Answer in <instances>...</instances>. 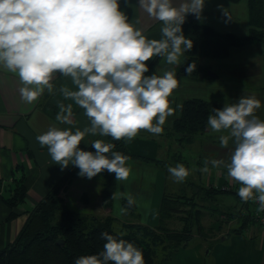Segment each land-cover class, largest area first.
Masks as SVG:
<instances>
[{
    "label": "clouds",
    "instance_id": "clouds-1",
    "mask_svg": "<svg viewBox=\"0 0 264 264\" xmlns=\"http://www.w3.org/2000/svg\"><path fill=\"white\" fill-rule=\"evenodd\" d=\"M204 5L205 0H139L143 12L162 22L161 39H149L136 26L139 21L129 22L119 0H0V69L18 77L21 99L32 104L45 90L52 93L59 73L76 88L61 87L63 98L84 109L90 121L74 131L53 125L36 137L55 164L62 169L72 164L88 179L104 170L117 181L128 179L131 157L114 151V143L95 139L94 153L79 145L86 135L131 141L141 131L162 134L175 112L169 98L179 81L175 70L146 76V62L160 57L179 66L193 47L182 25L188 14L200 20ZM193 70L190 64L185 71ZM58 108L55 120L73 125L72 104L59 103ZM260 108L255 96L243 95L212 109L207 118L211 131L221 133L220 146L228 148L230 141L235 146L229 161L213 159L211 165L227 168L228 177L241 185L239 197L255 201L257 213L264 212V119L255 114ZM200 171H209L207 162ZM168 172L178 183L190 175L182 163L169 166ZM101 236L107 241L103 250L81 256L75 264H144L142 251L133 243L106 232Z\"/></svg>",
    "mask_w": 264,
    "mask_h": 264
},
{
    "label": "crops",
    "instance_id": "crops-1",
    "mask_svg": "<svg viewBox=\"0 0 264 264\" xmlns=\"http://www.w3.org/2000/svg\"><path fill=\"white\" fill-rule=\"evenodd\" d=\"M174 2L178 3L179 0ZM119 3L129 22L136 24V21H139L136 26L142 28L149 39H161L162 22L143 12L139 8V0H119ZM196 21L218 32L239 37L247 36L252 27L247 0H205L202 18ZM200 64L208 69L205 77L176 76L179 84L169 98L175 112L167 118L164 127L169 128L178 115L180 107L177 105H180L183 99L191 97L218 102L224 106L226 102H237L243 95L255 96L261 101V108L257 109L255 114L264 119V40H253L241 47H232L223 58L202 57ZM177 69L178 66L168 65L162 58L156 66L159 75L167 70L177 72ZM52 83V93L45 90L38 100L27 104L20 97L21 84L18 77L0 69V250L16 239L37 202L72 166L69 164L67 168L62 169L60 165L55 164L47 147H41L36 137L53 125L61 129L72 128L73 131L75 128L82 130L90 125L85 110L74 101L65 100L60 92L61 87L76 90L71 79L58 73ZM189 90L197 91L198 95L193 96ZM59 103L72 104L73 125L59 124L55 120ZM220 134L212 132L207 125L205 132L201 136H195L191 143L182 144L175 138L167 139L166 148L163 150L160 141L163 137L147 131L140 132L131 141H125L127 149L135 156L157 160L164 159V154L166 158L171 153L180 151L182 145L197 144L187 160L188 164L194 162L197 168L190 171L188 177L191 179L187 181L178 183L168 172V168L163 169L152 161L131 158L128 162L131 166L130 175L127 180H116L110 207H106L102 199L105 180L100 176L88 179L77 175L62 195L67 201L66 198L72 195L69 194L72 188L80 185L78 196L75 197L78 211L100 217L109 215L122 223H141L156 227L160 223L159 209L162 197L168 193L166 188L170 189V194H180L186 189L189 194L184 193L185 195L202 202L199 205L205 211L202 217L204 235L194 234L190 243L173 252L166 264H264V226L250 220L243 225L242 230L235 231L245 217L242 213L244 202L238 195L241 185L228 177L226 167L215 168L210 163L213 159L229 161L235 147L230 141L228 148H222L219 143ZM99 137L86 135L79 147L85 150L91 141ZM206 162L209 171L204 173L200 169ZM21 177L26 188L25 198L10 207L6 200L12 195L16 180ZM168 177H171L169 181ZM227 187L231 191L226 189ZM209 188L225 191L212 192L211 196L207 197L205 193ZM228 193L237 198L236 203L227 202ZM206 198L217 204V210H212V206L204 200ZM123 199L133 201L135 214L127 212L122 203ZM239 210L240 215L236 214ZM169 226L179 229L181 222L176 218L169 221Z\"/></svg>",
    "mask_w": 264,
    "mask_h": 264
},
{
    "label": "trees",
    "instance_id": "trees-1",
    "mask_svg": "<svg viewBox=\"0 0 264 264\" xmlns=\"http://www.w3.org/2000/svg\"><path fill=\"white\" fill-rule=\"evenodd\" d=\"M238 2L239 0H228ZM249 22L252 26L247 36L239 37L231 33H221L212 27L199 24L193 14H188L182 25L183 34L193 41V47L184 53L183 61L178 66L176 76L201 78L207 75L208 69L200 64V58H223L228 55L230 48L241 47L253 40H264V0H247ZM160 57H154L147 64L151 75L156 72ZM194 66L191 74L186 73L189 65ZM159 75V74H157ZM178 115L173 119L169 128L166 127V137L175 138L182 144H189L195 136L205 132L207 118L212 109H222L218 102H210L203 98H185L180 104ZM106 142L116 145L114 151H119L131 158H140L164 165L165 161L138 157L126 147L125 140L116 141L111 137H99ZM85 151L95 152L91 143ZM79 169L72 165L63 177L50 186L49 191L29 213L27 221L16 239L0 250V264H75L81 256L95 255L103 250L107 242L101 233H108L117 239H124L133 243L143 253L144 264H166L173 252L190 243L194 234L204 235L205 227L202 224L205 212L193 197L184 193H165L162 197L159 217L160 223L156 227H149L141 223H122L112 216H96L71 209L62 195L78 175ZM97 176L105 180L102 188V199L105 206L110 207L114 198L115 174L107 170ZM205 193L210 197L212 192H224V189L215 191L207 189ZM231 191V190H229ZM26 188L23 177L16 180L12 195L6 200L10 207L22 202ZM192 199V200H191ZM194 199V200H193ZM122 203L128 213L135 214V205L129 204L128 199ZM214 211L215 208H212ZM241 210L236 214L240 215ZM241 226L236 232L244 228L250 221L251 215H244ZM178 219L181 222L179 229L169 226V221ZM251 218V219H250ZM118 226V228H116ZM123 233V235H119ZM61 240L62 243H57Z\"/></svg>",
    "mask_w": 264,
    "mask_h": 264
},
{
    "label": "rangeland",
    "instance_id": "rangeland-1",
    "mask_svg": "<svg viewBox=\"0 0 264 264\" xmlns=\"http://www.w3.org/2000/svg\"><path fill=\"white\" fill-rule=\"evenodd\" d=\"M190 91V94H192L193 96H196V95H198V93H197V91H193V90H189ZM191 92H193V93H191ZM163 132H162V134H159V135H157V136H161V137H163L162 139H160V141L162 142V144H161V146H162V150H163V148L165 149L166 148V143H167V137H166V133H167V129H166V127H164L163 126ZM142 132V131H141ZM199 136H201V134L199 135ZM169 140V139H168ZM175 144V143H174ZM196 145L197 144H192V145H190V146H185V145H182V149L180 150V151H178V152H174V153H171L170 154V156L169 157H167L166 156V158H165V154L163 155V157H164V159L162 158H160L161 160H163V161H165V163H164V165L162 166V165H159L160 163H158L157 165L159 166V167H163V169H166V168H168L169 166H175L176 164H178V163H182V164H184V166L186 167V168H188L189 169V171H194V169L195 168H197V165L194 163V162H190V164H188L187 162V160L189 159V157L191 156V154H190V152H194L193 150H195L196 149ZM176 146V145H175ZM234 149H232V151H233ZM173 152V151H172ZM159 156H161V154L159 155ZM170 178L171 177H168V181L170 180ZM188 179H191V177H187L186 179H185V181H187ZM170 183V182H169ZM171 184V183H170ZM81 186L80 185H76V186H74L73 188H72V190L69 192V194H72L71 196H68L66 199H67V201H66V203H67V205L71 208V209H75V210H77V207L75 206V197H77L78 195V190H79V188H80ZM170 189L167 187L166 188V192H168L169 194H170ZM181 193H185V194H189V193H187L186 192V189L184 190V191H182ZM200 194H202V192L200 193ZM188 197H190V196H188ZM226 199H227V202H234V203H236L237 202V198L233 195V194H226ZM192 200V199H191ZM194 200V199H193ZM210 206H212V208H215L216 209V206H217V204L215 203V202H213V201H210L209 199H204ZM198 204H200L201 205V201H199V199H197V200H195ZM218 205H220V204H218ZM217 210V209H216ZM116 228H118V226H116Z\"/></svg>",
    "mask_w": 264,
    "mask_h": 264
},
{
    "label": "built area",
    "instance_id": "built-area-1",
    "mask_svg": "<svg viewBox=\"0 0 264 264\" xmlns=\"http://www.w3.org/2000/svg\"><path fill=\"white\" fill-rule=\"evenodd\" d=\"M230 190V188H226ZM244 202V201H243ZM258 207V204L255 201H248L244 202L243 204V210L242 213L244 215H251V220H254L257 224H260L261 226H264V212L257 213L256 209Z\"/></svg>",
    "mask_w": 264,
    "mask_h": 264
},
{
    "label": "water",
    "instance_id": "water-1",
    "mask_svg": "<svg viewBox=\"0 0 264 264\" xmlns=\"http://www.w3.org/2000/svg\"><path fill=\"white\" fill-rule=\"evenodd\" d=\"M57 243H59V244H60V243H62V241H61V240H58V241H57Z\"/></svg>",
    "mask_w": 264,
    "mask_h": 264
}]
</instances>
